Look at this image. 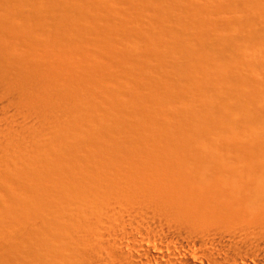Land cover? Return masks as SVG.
I'll list each match as a JSON object with an SVG mask.
<instances>
[{"label": "bare ground", "instance_id": "1", "mask_svg": "<svg viewBox=\"0 0 264 264\" xmlns=\"http://www.w3.org/2000/svg\"><path fill=\"white\" fill-rule=\"evenodd\" d=\"M0 264H264V0H0Z\"/></svg>", "mask_w": 264, "mask_h": 264}]
</instances>
